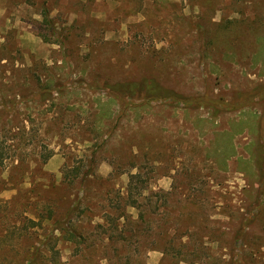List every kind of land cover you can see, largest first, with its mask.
<instances>
[{"label": "rangeland", "instance_id": "374dc122", "mask_svg": "<svg viewBox=\"0 0 264 264\" xmlns=\"http://www.w3.org/2000/svg\"><path fill=\"white\" fill-rule=\"evenodd\" d=\"M0 148V264H264V0H0Z\"/></svg>", "mask_w": 264, "mask_h": 264}, {"label": "trees", "instance_id": "16d2710c", "mask_svg": "<svg viewBox=\"0 0 264 264\" xmlns=\"http://www.w3.org/2000/svg\"><path fill=\"white\" fill-rule=\"evenodd\" d=\"M44 15L47 16V12L44 11ZM45 40V39H44ZM113 91L115 92H119V93H127L129 95H133V94H136L138 92H140V94L143 93H146L147 95L149 96H157L159 94V92L161 91V87L158 86L157 83H155L154 81H151V82H147V81H141V82H130V83H124V84H116L114 85L112 88H111ZM137 108V109H136ZM134 109L138 110L140 107H136ZM101 120V118L99 117L98 118V121ZM233 128V131H232V135L234 136L235 134H240L241 133V129H240V126H237V127H232ZM229 136V135H227ZM229 138H232V137H229ZM229 143V141H228ZM231 145V144H230ZM231 148V147H230ZM258 154L256 155V157L258 158L256 160V167L259 168L260 166H258L262 159H261V155H263V151L261 150V148H259L258 150ZM3 151L1 150L0 148V163H2L4 161V159H8L9 157H7V155H3L2 153ZM53 156V153H44V154H41L40 155V159L42 160L41 161V164H46ZM78 176V171H74V177L72 178V180H68V184H72L74 182L75 179H77L76 177ZM85 178V176L83 177ZM137 179V181L140 183V184H143L141 178L137 175H131L130 176V185L128 187V198L131 197V183L133 181V179ZM149 205V204H148ZM151 206V205H149ZM152 207V206H151ZM140 221H144L143 220V216L140 215ZM40 217H36V219H39ZM46 221H51L52 222V226H54V230L55 231H59V232H62L63 233V236H68L69 238L68 239H76L78 238V236L76 235L75 231L72 230V229H62L60 227V221L59 220H55L54 217H53V212H49L47 214V217H46ZM38 223H34V220L32 219H27L26 221H24L23 223H21V226L22 228H24V231L25 232H30V225H36ZM115 228H117V226H115ZM164 252V250H163ZM39 253V251L36 249L35 252L32 253V256L35 257V255H37ZM31 260H26V264H32L35 262L34 258H30Z\"/></svg>", "mask_w": 264, "mask_h": 264}]
</instances>
